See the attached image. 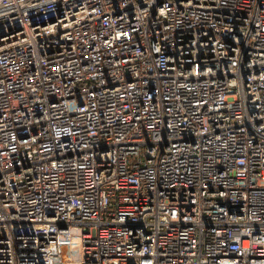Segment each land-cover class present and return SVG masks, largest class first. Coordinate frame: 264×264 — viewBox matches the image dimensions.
Listing matches in <instances>:
<instances>
[{
  "label": "built area",
  "instance_id": "obj_1",
  "mask_svg": "<svg viewBox=\"0 0 264 264\" xmlns=\"http://www.w3.org/2000/svg\"><path fill=\"white\" fill-rule=\"evenodd\" d=\"M0 264H264V0H0Z\"/></svg>",
  "mask_w": 264,
  "mask_h": 264
}]
</instances>
